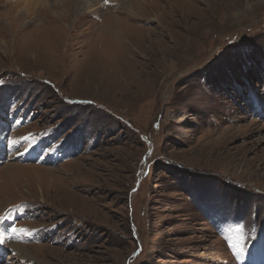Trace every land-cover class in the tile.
Segmentation results:
<instances>
[{"label": "rangeland", "instance_id": "rangeland-1", "mask_svg": "<svg viewBox=\"0 0 264 264\" xmlns=\"http://www.w3.org/2000/svg\"><path fill=\"white\" fill-rule=\"evenodd\" d=\"M0 49V264H264V0H0Z\"/></svg>", "mask_w": 264, "mask_h": 264}, {"label": "bare ground", "instance_id": "bare-ground-1", "mask_svg": "<svg viewBox=\"0 0 264 264\" xmlns=\"http://www.w3.org/2000/svg\"><path fill=\"white\" fill-rule=\"evenodd\" d=\"M42 0H35V2L39 3ZM42 3V2H41ZM42 5V4H41ZM33 9V8H32ZM32 11V10H31ZM40 12V11H39ZM41 17V16H40ZM65 34V33H64ZM69 34V33H68ZM122 34V33H121ZM3 35V34H2ZM68 36V35H67ZM1 50V49H0Z\"/></svg>", "mask_w": 264, "mask_h": 264}, {"label": "snow or ice", "instance_id": "snow-or-ice-1", "mask_svg": "<svg viewBox=\"0 0 264 264\" xmlns=\"http://www.w3.org/2000/svg\"><path fill=\"white\" fill-rule=\"evenodd\" d=\"M13 231H15V229ZM0 242H2V241H0Z\"/></svg>", "mask_w": 264, "mask_h": 264}]
</instances>
